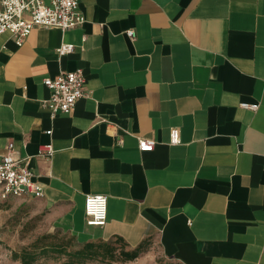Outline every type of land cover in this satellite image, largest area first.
Segmentation results:
<instances>
[{
	"label": "crops",
	"instance_id": "obj_1",
	"mask_svg": "<svg viewBox=\"0 0 264 264\" xmlns=\"http://www.w3.org/2000/svg\"><path fill=\"white\" fill-rule=\"evenodd\" d=\"M77 9L80 24L36 26L21 45L0 34V156L12 143L42 189L31 198L79 239L151 240L177 264H264V0ZM62 43L74 49L59 55ZM76 68L84 95L53 113L43 80ZM88 194L106 196L103 226L86 224Z\"/></svg>",
	"mask_w": 264,
	"mask_h": 264
},
{
	"label": "built area",
	"instance_id": "obj_2",
	"mask_svg": "<svg viewBox=\"0 0 264 264\" xmlns=\"http://www.w3.org/2000/svg\"><path fill=\"white\" fill-rule=\"evenodd\" d=\"M79 0H0V34L10 32L17 45L29 35L36 26L57 27L67 30L83 21L78 12ZM128 37H134L133 30H127ZM74 49L72 43H62L56 52L64 55ZM49 90V96L42 104L53 113H69L78 98L84 95L85 76L81 68L63 71L54 77L43 80ZM242 107L256 108V104L242 103ZM180 142L179 131L173 127L169 131V143ZM152 139L139 138L140 151L154 148ZM52 147L44 146L41 154H50ZM32 173L26 160L14 150L13 144L6 145V151L0 156V199L10 197H40L41 187L32 180ZM107 199L102 194L85 196L84 213L86 224L103 226L106 222Z\"/></svg>",
	"mask_w": 264,
	"mask_h": 264
},
{
	"label": "rangeland",
	"instance_id": "obj_3",
	"mask_svg": "<svg viewBox=\"0 0 264 264\" xmlns=\"http://www.w3.org/2000/svg\"><path fill=\"white\" fill-rule=\"evenodd\" d=\"M89 241L93 243L95 256L81 264H177L162 256L157 244L151 240L143 243L134 260H125L124 253L135 247H127L118 241ZM85 242L86 240L58 227L50 216V210L36 198L0 199V264H22L12 258L13 250L42 245L47 246L49 252L33 264H62L67 255L57 254L51 250V246L72 252L83 247Z\"/></svg>",
	"mask_w": 264,
	"mask_h": 264
},
{
	"label": "trees",
	"instance_id": "obj_4",
	"mask_svg": "<svg viewBox=\"0 0 264 264\" xmlns=\"http://www.w3.org/2000/svg\"><path fill=\"white\" fill-rule=\"evenodd\" d=\"M113 241H118L128 247V245L121 239H116ZM105 243V241H100ZM109 242V241H108ZM90 241H86L80 249H77L72 252H66V250L61 249L60 247H50L57 254H66L67 259L62 262V264H81L87 259L94 258L95 249ZM143 245V244H142ZM139 245L132 249L131 251H126L124 253L125 260H134L138 256V250L142 246ZM49 249L47 246H36L33 248L22 247L20 250H13L11 256L13 259L19 260L22 264H33L39 257L47 255Z\"/></svg>",
	"mask_w": 264,
	"mask_h": 264
}]
</instances>
